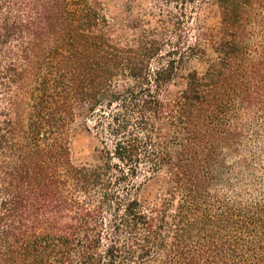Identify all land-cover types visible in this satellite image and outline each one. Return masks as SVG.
Wrapping results in <instances>:
<instances>
[{
    "label": "trees",
    "instance_id": "1",
    "mask_svg": "<svg viewBox=\"0 0 264 264\" xmlns=\"http://www.w3.org/2000/svg\"><path fill=\"white\" fill-rule=\"evenodd\" d=\"M215 7L180 47L110 42L87 0H0V264H264V0ZM79 111L100 160L76 166Z\"/></svg>",
    "mask_w": 264,
    "mask_h": 264
},
{
    "label": "rangeland",
    "instance_id": "2",
    "mask_svg": "<svg viewBox=\"0 0 264 264\" xmlns=\"http://www.w3.org/2000/svg\"><path fill=\"white\" fill-rule=\"evenodd\" d=\"M103 15L106 23L99 30L114 44H131L140 36L168 39L172 45L183 47L201 31H211L216 26L215 0H87ZM208 54L210 50L207 49ZM204 64L187 60L177 76L167 85L166 94L174 95L185 86V76L191 70L201 71ZM165 94V95H166ZM70 161L73 165L97 163L100 144L79 111L69 131ZM160 179L141 182L138 199L144 207L151 206L161 195Z\"/></svg>",
    "mask_w": 264,
    "mask_h": 264
}]
</instances>
